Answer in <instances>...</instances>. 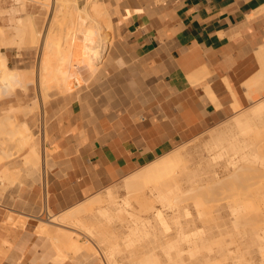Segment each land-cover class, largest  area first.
Listing matches in <instances>:
<instances>
[{
    "label": "crops",
    "instance_id": "1",
    "mask_svg": "<svg viewBox=\"0 0 264 264\" xmlns=\"http://www.w3.org/2000/svg\"><path fill=\"white\" fill-rule=\"evenodd\" d=\"M102 2L112 29L103 63L45 110L54 167L41 183L24 171L23 194L0 186V264H56L53 242L36 233L49 211L80 204L264 90V0Z\"/></svg>",
    "mask_w": 264,
    "mask_h": 264
},
{
    "label": "bare ground",
    "instance_id": "2",
    "mask_svg": "<svg viewBox=\"0 0 264 264\" xmlns=\"http://www.w3.org/2000/svg\"><path fill=\"white\" fill-rule=\"evenodd\" d=\"M70 1L68 7L59 5V0L54 3L56 13L67 14L59 44L52 33L45 35L38 28L40 23L36 25L29 17L24 22L19 19L20 27H15L18 41L6 42L0 37V44L6 42L10 48L25 50L42 43L38 82L43 101L80 83L81 77L73 70V63L79 61L74 53L76 42L82 45V66L92 74L109 49L96 50L104 39L102 31L106 26L111 28L102 0ZM41 2L49 12L51 0ZM31 72L10 69L7 56L2 54L0 99H9L18 88L27 93L34 82ZM28 111L24 113L29 115ZM7 116L1 118L0 128L8 121L14 124ZM11 130L10 136L21 137V150L29 149L24 164L28 172L36 174L41 160L29 124L23 122L17 131ZM195 151L170 152L128 175L122 183L126 191L123 198L109 187L76 208L55 215L49 211L36 233L51 238L57 251L56 264L70 259L101 262L94 247L80 241L81 233L102 247L108 264H126L119 259L125 252L130 254V264H264V102L235 117ZM194 154H198L196 161ZM10 156L4 153L2 159ZM10 169L1 173L0 183L16 182L17 172ZM132 198L139 202L138 210ZM64 224L80 234L62 229Z\"/></svg>",
    "mask_w": 264,
    "mask_h": 264
},
{
    "label": "rangeland",
    "instance_id": "3",
    "mask_svg": "<svg viewBox=\"0 0 264 264\" xmlns=\"http://www.w3.org/2000/svg\"><path fill=\"white\" fill-rule=\"evenodd\" d=\"M39 1H40V3H39ZM55 1H57V0H55ZM55 1L51 0V2H50L51 3V9L48 12V11H46L45 7L42 6L43 3L41 2V0H33V1L32 0H24V1H22V0H18V1L17 0H0V29H2V30H0V32L2 31V33H3L5 31V33H4L5 35L1 36L2 35L1 34L0 37L4 38L3 41H6V42H9L12 40H14L15 42L18 41L17 38H19V36L17 35V32H18L17 28L20 27L19 19L20 20L22 19L24 22L29 17V18H32L33 20L35 19L34 22L35 21L37 22V23L35 22L36 25H39V23H40L38 28L39 29L41 28L40 31H42L45 35H47L49 32L52 33L54 38L56 39L55 43H57L61 34H63V32H64L63 31L64 28L67 27V18H66L67 14L55 12L56 11L55 9L57 7V3L54 4ZM59 1H62V3L59 5H61V6L64 5V7H68V5H71V3H72L70 0H68V1L67 0H59ZM66 4H68V5H66ZM23 16L25 18H23ZM15 20H17L18 22H16ZM52 22H53V24H52ZM15 27H17V28H15ZM102 35L104 36V39L101 40L96 45V50H98V51L110 48L112 45V42L110 41L111 35H112V29L109 26H106L105 30L102 31ZM16 36H17V38H16ZM6 42L3 43L4 45L0 44L1 45L0 46V58H1L2 54L6 55L8 58V66L10 68H16V69H20V70L34 69L32 71V72H34V74L31 72L34 77L31 75V73L29 74L32 81L34 79V82H33V85L29 87V91H27V93L23 92L21 90V88H18V90L15 91L16 94L13 95L12 97H10L9 99H5V100L0 99V121H1V118L3 120L6 117V115H9L11 117V119H14L13 120V122L15 121L14 124L15 123L17 124V125H14L12 123L13 125H11V123L8 121L7 123L2 125L3 126L2 128H0V149H1L0 151H2V152H0V160H3L2 157H3L4 153L11 155L9 158L4 159L3 160L4 163L2 162V164L0 165V174L5 169H8V167L11 168L10 169L11 171L17 172L16 178H15L16 182L14 181L15 183H13V182H12V184L6 183L5 185H3V182H2V183H0V186H2V187L5 186L3 188L6 191H10L12 189H18V191L22 192V194H23L27 191L25 189L26 188L28 189V186H25L23 181L27 180V179H31V176H29L26 173V172H28V170L24 164V158L27 155V152L29 151V149L28 150L27 149L21 150V148H22V145L20 143L21 137L20 136L18 137V135H16L17 137L14 138V137L10 136L9 131H12L11 129H13V131H14V129L17 131V129H19L20 126L22 125V122H27L29 124V127L31 128V131H32L31 133L33 135L32 143H34V145L38 148L39 154H40V160L41 161L39 163L41 166L39 165L40 167L38 168V171L36 174H38L39 179H40L39 183H41L43 177L45 175H47L50 172V170L54 167L53 164L51 163L52 151L49 150L47 147H45V143H47V141H48L47 136L45 134L46 116H47L45 114V110L48 107V105L51 103L52 100H54L56 98H60L62 96H65L69 92L75 91L76 89H78V87L80 85L87 82L90 77L88 76V73L85 71L86 67L84 68L82 66L81 61H80V58L82 57V48H81L82 45H81V42L78 41V42H76L77 45H76L74 53H75V57L79 61L77 60L78 62L73 63L75 65L74 66L75 68L73 70L75 72H77L79 77H81L80 83L75 87V89H73L71 91H66V92H63L61 94H56V93L53 94L52 93L53 96H51L52 95L51 94L50 97L47 98L46 101H43L44 96H43V93L41 91V87H40L39 82H38V75H39V64L38 63L40 61V57H41L42 52H43L42 43L36 47H33L34 44H32L29 46V48H25V50H24V49H20L18 47H14V48L11 47L10 48V46H7L5 44ZM58 44H59V42H58ZM106 54H105V56H106ZM101 61H100V64L98 65V67L101 66V64L104 61V58ZM82 75H83L84 79L82 78ZM258 95L260 98L257 100H256V97L255 98L251 97V100L253 102L249 106L244 107V108H235L236 113L233 116H231L230 118L226 119L221 124L214 125V126L210 127L207 131L196 135L195 137L191 138L190 140L178 143L174 148H172L168 152L162 154L161 156L166 155L170 152L182 151V150H189L192 152H196L195 150L199 149L200 146H203V145L209 143L213 133L215 134L218 130H220L225 125H227L229 122H231L235 117L239 116L240 114L242 115L246 112L251 111L255 105L259 104L260 102H264V90H262V92ZM42 97H43V99H42ZM34 104H36V106L38 105L37 106L38 108ZM32 106H34L35 109ZM29 109H32V110H30V113L28 111ZM26 111H28L29 115L26 114L27 113ZM24 112H26V113H24ZM9 116H7V117H9ZM0 126H1V123H0ZM6 128L7 129L11 128V129L10 130L8 129L7 132H5ZM2 131L5 132V134H3ZM7 135H9L10 137ZM197 155H195L194 159L196 157L198 159ZM161 156L157 157L156 159H153L150 162L157 160ZM197 159H195V161ZM221 159L222 158H218V160H221ZM44 161H45V163H44ZM149 163H147V164H149ZM191 163L193 164L194 162H191ZM147 164H145L141 167H138L132 173H135L136 171L140 170L141 168H143ZM43 168L45 169L46 172L43 170ZM24 171H26V172H24ZM124 179H122L118 182H115L114 184H111V185L107 186L106 188H104L100 191H97L92 196L87 197L84 201L93 197L94 195H97L99 193L100 194L104 193V191H106V189L109 187L111 189H115V191L117 192V194H116L117 197H119V198L125 197L126 191L124 190L123 184H122ZM131 202L133 203V206L135 209L138 210L140 208V204H139V202L136 201L135 198H132ZM157 206H160V205L157 204ZM76 207H77V205L72 207V208H76ZM72 208H69V209H72ZM51 214L55 215L53 213H51ZM48 217L47 218L45 217L43 220H47ZM39 223H40V221L38 222V224ZM60 227H62V226H60ZM54 229H57V228H54ZM62 229L67 230L69 233L74 232V233L80 234L73 226L68 225V224H64ZM62 231H64V230H62ZM48 238L51 241V238L50 237H48ZM79 239L82 243L87 242L89 245L94 247V249L98 253L99 258L101 259V262L96 263V262H94V260H89L88 262L87 261L82 262V261L71 260V259L67 260L66 262H72L74 264H82V263L85 264V262H87L86 264H88L89 262L91 263V261H93L91 264H94V263L95 264H102V263L108 264L107 262H105V257H104L102 247L95 240L90 239L88 236H86L82 233L80 234ZM55 249L56 248H54V250ZM55 252L57 254L56 250H55ZM119 259L122 262H125L126 264H130L132 261L130 254L127 252L121 254L119 256Z\"/></svg>",
    "mask_w": 264,
    "mask_h": 264
}]
</instances>
